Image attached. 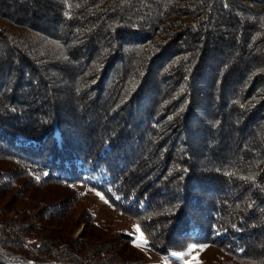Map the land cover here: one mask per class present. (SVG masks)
Here are the masks:
<instances>
[{"label":"trees","instance_id":"obj_1","mask_svg":"<svg viewBox=\"0 0 264 264\" xmlns=\"http://www.w3.org/2000/svg\"><path fill=\"white\" fill-rule=\"evenodd\" d=\"M78 185L264 264V0H0V264H146Z\"/></svg>","mask_w":264,"mask_h":264},{"label":"rangeland","instance_id":"obj_2","mask_svg":"<svg viewBox=\"0 0 264 264\" xmlns=\"http://www.w3.org/2000/svg\"><path fill=\"white\" fill-rule=\"evenodd\" d=\"M79 192L83 195L85 201L94 208V223L100 227H106L109 232L123 233L132 239V244L137 252L144 258L146 264H219V260L223 253L211 246H188L183 252L170 254L168 256H160L149 250L145 243L141 240V233L137 230L135 222L128 217L122 216L113 210L109 204L95 191L77 186ZM33 228H41L38 223H31ZM84 225L78 226L72 238L82 240L80 236ZM107 238L112 239L109 236ZM118 243L123 242L122 239H116ZM144 240V238H143ZM139 245V246H137Z\"/></svg>","mask_w":264,"mask_h":264},{"label":"snow or ice","instance_id":"obj_3","mask_svg":"<svg viewBox=\"0 0 264 264\" xmlns=\"http://www.w3.org/2000/svg\"><path fill=\"white\" fill-rule=\"evenodd\" d=\"M137 230L139 231V227L138 226H137ZM140 238H141V240H142L143 243H146V240H143V235L142 234H141V237ZM137 246H139V245H137Z\"/></svg>","mask_w":264,"mask_h":264}]
</instances>
